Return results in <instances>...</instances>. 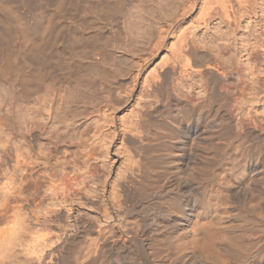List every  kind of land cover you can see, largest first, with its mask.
Listing matches in <instances>:
<instances>
[{
	"label": "rangeland",
	"instance_id": "1",
	"mask_svg": "<svg viewBox=\"0 0 264 264\" xmlns=\"http://www.w3.org/2000/svg\"><path fill=\"white\" fill-rule=\"evenodd\" d=\"M2 1L6 4L0 9L5 11H1L3 18L7 16L11 21L0 23V64L13 70L9 68L10 73L8 69L11 75L7 73V78L0 77V111L12 106V92L19 84L16 81L20 76L27 77L30 87L21 100H29L30 124L39 142L35 149L48 152L55 146L57 151L49 156L54 166L50 165L47 172L43 168L46 170L41 172V182L34 185L35 191L32 189L36 192L35 207L39 206L35 209L40 214L38 225H42H34L37 219H31V227L28 220L16 219L19 222L15 220V230L6 233L12 237L7 238L11 244L0 249V264H73L80 260L81 248L87 250L90 246L97 229L103 228L107 236L124 220L126 216L119 210L126 192V204L139 206L142 223L139 216H129L128 230L120 225L123 237L115 247L105 248L93 264H170L175 252L165 255L160 243L152 239L177 216L174 209H168L172 194L181 198L188 210L201 202L209 221L222 222L236 234L246 233L247 216L264 221V0H247L243 6L233 0L237 18L232 19L216 8L201 15L200 1L184 18L177 10L182 0ZM170 21L174 29L182 27L195 39L200 53L192 61L196 64L206 55L216 64L214 71L187 72L170 38L161 48H151V38L160 24ZM7 23L13 33L8 34V28L3 27ZM173 60L178 62L174 73L170 72ZM115 84L126 89L128 96L117 108L119 111L112 112L109 94ZM129 109L137 111L134 114ZM139 110L148 113L145 130L162 134L155 137L149 156L164 154L172 162V157L181 158L188 152L190 162L187 167L179 161L185 172L177 173L173 168L156 177L148 192L132 188L126 177L133 169L134 175H140L135 159L129 156L128 144L120 137L114 146L109 141L113 129L108 122L115 118V124H119L121 114L127 116L121 122L127 121L128 134L139 137L144 128H137L135 120L131 121ZM110 111L113 115L109 117ZM15 112L17 123L26 120L21 112ZM174 117L177 120L171 122ZM161 127L167 134L173 130L170 136ZM10 138L14 144H6L5 134L0 133V143L5 141L0 144V187L6 186L8 176H13V182L0 189V196L19 181V171L14 170L16 150L12 149L18 142ZM167 146L172 150L170 154L174 152L169 157L165 155H169ZM243 161L245 166L257 168L258 181L251 191L238 186L239 176L229 175ZM192 165L195 167L187 175ZM65 171L70 172L65 177L67 182ZM2 208L0 212L5 213ZM110 210L114 217H110ZM40 219L47 221L42 223ZM20 222L30 227L26 228L29 233L25 232L26 226L18 227ZM141 227L145 234L136 237ZM253 232L255 237L248 246L252 254L244 264L264 253V232ZM25 236L31 244L23 241ZM151 242L155 244L153 256ZM25 243L30 249H24Z\"/></svg>",
	"mask_w": 264,
	"mask_h": 264
},
{
	"label": "bare ground",
	"instance_id": "2",
	"mask_svg": "<svg viewBox=\"0 0 264 264\" xmlns=\"http://www.w3.org/2000/svg\"><path fill=\"white\" fill-rule=\"evenodd\" d=\"M198 1H200L201 5H202L201 15H203V16L206 14H209L211 12L210 10H212V9L215 10V8H216L217 10L220 9L219 11H222L224 16L228 19L237 18V16H236L237 10H235L236 8L234 7L235 4L233 3L234 2L233 0H182V2L178 6L179 8L177 9V10H179L180 16L183 18L186 17V15L191 10H193L194 6L196 5L195 3ZM236 1L239 4L240 3L241 4L247 3V0H236ZM5 5H4V1L0 0V9H5ZM243 5L244 4H242V6ZM1 11L3 12V14H5L4 13L5 11H3V10H1ZM1 11H0V23L6 24V22H7V21L5 22L6 19H8V21L10 22L11 20H9V18H7V16H6V18L5 17L3 18L4 15L1 13ZM208 11H209V13H208ZM203 16H201V17H203ZM8 23H7V26H4L5 24L3 25V27L8 28L6 30L7 32L13 28L12 26L10 27V25H9L10 23L9 24ZM160 25H159L160 26L159 28L157 27L158 30H157L156 34H154V36L151 38L152 39L151 48H153V49L161 48L162 46L165 45L168 38H170L171 39L170 44L172 45L176 54H179L180 57L183 58V62H184L183 67L186 71L188 69H190V73H192L194 71L205 72V71H214L216 69V64L213 61H211L210 58L206 55L203 57H199L196 64H195V60H194V62L192 61V58L194 56H197L200 53V51L196 46L195 39L191 38L190 35H187L183 31L182 27L174 29L173 28V21L172 22L170 21L169 23H167V25L166 24H163V25L160 24ZM4 29H6V28H4ZM11 32L13 33V31H10L8 34H10ZM151 42H150V45H151ZM24 44H26V43H24ZM72 46L73 45H71V47ZM23 47H26V46H23ZM73 49H75V48H73ZM17 51H16V53H17ZM13 54H15V53H13ZM6 61H7V59H6ZM7 62L9 63V61H7ZM1 63H2V61H1ZM9 65L7 67H9ZM177 65H178L177 60L172 62L170 72L174 73ZM9 68H11V67H9ZM180 68H181V66L179 67V69ZM8 69L5 68V64H3V65L0 64V77L3 76V78H4V76L7 75V73L9 72ZM11 69L13 70V68H11ZM10 73H11V70H10ZM10 73H8V75H11ZM26 74H27V71H26ZM8 75L5 77L7 78ZM16 75H17V73H16ZM23 75H25V74H23ZM17 78H19V77H17ZM153 78H154V76H153ZM156 79H159V78H156ZM19 80L21 83L19 82ZM19 80L16 82H18L20 85L16 84L17 86L14 87L13 92H12L13 94L11 96L13 98V102L11 103L13 108H12V106H7V108H5L6 111H4L3 113H1V111H0V133L5 134V136H6V139H5L6 142L5 141L4 142L6 144L7 143H13L10 141L11 136H12V138H14L13 140L16 139L18 142V145L16 144L17 146L15 148H12V149L16 150L15 155H17V157H16L17 165L14 166V170L19 171L18 172L19 174L15 171L17 173V176L19 175V177L17 179V181L19 180L18 183L12 185L9 189H7L5 194L2 195L3 197L0 196V197H2V199L0 201V207H3L1 211L5 212V213L0 212L1 213L0 224H2V226H3V224H5V226H3V227L0 225V227H1L0 228V240H1V238H5L4 241L6 240L5 243L1 241L2 245L0 246V249L5 244L6 245L11 244L12 241L10 240V242H9L7 239L10 236L9 237H7V236L11 233L9 231H12L14 229L13 228V226L15 227L14 223L19 222L22 219H25V220H28L29 223H27V224L29 225L31 219H33L34 221H35V219H37L36 220L37 223H35L34 225H38V223H39L38 217L40 216V214L35 213V209L39 210L38 209L39 206L35 207L37 204L35 201L36 200V196H35L36 192H34L35 190L33 187H34V185H39L38 182H41L40 176H41V174L44 175L43 174L44 170H46L50 165L55 164L54 163L55 161H52L53 163L51 164V161H50L51 159H49V158H52V157H49V156L53 155V153H55L57 151V148H55V146H54V148H51V150H49L48 152H44V151L41 152V151H37V149H35V147H36L35 143L38 141L37 140L38 138H36L37 136L33 130V127L30 124L31 118L29 117V114H30L29 100L28 99H26L25 101L21 100L23 92L30 87L29 86L30 81L25 76H20ZM161 82L162 81H160V83ZM124 90H126V89H124ZM124 90L121 87L116 86V84H115V86L110 87V94H109L110 100H109V98H108V100L110 101L109 106H110V109L112 110V112L117 110V108H119V106H123V104L127 101L128 95H126V93H125L126 91H124ZM28 93H29V91H28ZM104 110H105V108H104ZM109 110L107 108V111H109ZM15 111H17V114L19 112H21L20 115H22V117L26 116L27 117L26 120L24 119L25 120L24 122L20 120L17 123V120H16L17 118L15 119V113H16ZM107 111H106V113H108ZM117 111H119V110H117ZM130 111H127V112H130ZM136 111L137 110H135V111L132 110L131 112H133L135 114ZM106 113H105V115H107ZM109 113H110V115L108 114L109 117L113 115V114L111 115V111ZM130 113H128V114H130ZM139 113L141 114V111ZM139 113L136 116L134 115L133 119L130 116V119H132L131 121L135 120L134 122H136L137 128H144L143 129L144 131L143 130L140 131V129L138 130V132L140 131L139 132L140 135L138 133L139 137L136 134H135L136 137L132 133H131L132 135L128 134V127L126 126L127 121H126V123L121 122L127 116H125L123 118V115L121 114L118 117L120 120L119 124H115L116 121L114 120L115 119L114 117H113L114 119H111L112 117L110 118L111 121L108 120L109 121L108 124H110L109 127H111L113 129V136H112V138H110L109 141H110V146H112V145L114 146L116 140L120 137L121 141H123L124 144H126V143L128 144V148H129V152H130L129 156L132 157L133 159H135L136 163L135 162L134 163L139 166V169L137 168L138 166L137 167L134 166L135 164L133 165V167L137 168L139 170L140 175L139 176L134 175L136 172H134V169L131 170V168H130L131 165H130L126 170L128 172V169L130 168L129 170H131L132 172L131 173L129 172L130 174L128 176L126 175V177H127V179L130 180L129 184H130V182L132 183V185L130 184V186H132V188L139 189V190L144 191V192H148V190L151 188V186H153V184L155 183L156 177H159V176L165 174L166 172H169L170 169H173V168L176 169L177 173H181L184 170L180 169L181 165H180L179 161L183 162L184 165L187 167L190 165L189 164L190 162L188 159V152H184V155L181 158L172 157V162L170 161V158H171L170 157L169 161L172 164H170V162L167 161V159H165V157L163 156L164 154L160 157H158L159 155L158 156L154 155L153 157H150L149 154L147 153V152H149V148L151 147L153 141L157 138L156 136H160V134H161L160 132L162 130H165V129H163L161 127L160 129H162V130L159 132L160 134H158V135L155 133H152L151 131H149L147 129L145 130L144 126H145V123L147 122V114L148 113L147 112L145 114L142 113L141 115ZM125 115H127L126 112H125ZM171 119H172V117H171ZM176 120H177V118L174 117L173 120H170V121L175 122ZM124 121H125V119H124ZM23 124H25V125H23ZM106 125H107V123H106ZM127 125H128V123H127ZM170 125H171V123H170ZM104 127H105V125H104ZM87 129H89V128H87ZM87 129H85V130H87ZM129 129H130V125H129ZM165 131L167 134V130H165ZM171 131H173V130H171ZM171 131H169V133ZM142 133H143V135H142ZM162 133H165V132L162 131ZM168 134L166 136H170ZM9 135H10V137H9ZM108 137H110V136H108ZM7 139H9L10 142L9 141L7 142ZM106 140H107V138H106ZM109 141L107 143H109ZM192 141L195 142L194 139H192ZM4 142L2 141L0 144H2ZM17 142H15V143H17ZM37 143H39V142H37ZM13 144H11V145H13ZM39 145L40 144H38V146ZM153 145H154V143H153ZM173 147H172V149H173ZM60 148H61V146H60ZM66 150L67 149H65V151ZM68 150H69V148H68ZM171 151H172L171 148H169L168 149L169 155H167V154H165V155L169 157L172 153H174V152H172L170 154ZM155 156H157V157H155ZM114 157L112 156L111 159H113ZM69 159H70V157H69ZM113 161H115V160H113ZM221 163H223V162L221 161ZM224 165H222V166H224ZM52 166H54V165H52ZM194 167H195L194 165L190 166L186 170V172L189 173L190 172L189 170L194 168ZM43 168H46V169L43 170ZM66 169L67 168H65V170ZM137 169L135 171H138ZM256 169H257L256 167H253L251 165H249L248 167L245 166L244 161H243V163H241L239 166H237V168L234 170V173L229 174V175H230V177H233V174H234V176H236V175L239 176L240 182L238 183V186L242 187L243 190L251 191L254 188L252 185L258 181V178H257L258 173L256 172ZM41 170H43V171H41ZM47 171H48V169L46 170V172ZM15 172L13 174H15ZM41 172H43V173H41ZM68 172L65 171V173L63 174L64 178L66 176H68L67 175ZM127 172H126V174H127ZM207 173H208V171H207ZM49 175L52 176L51 173ZM187 175H191V174L189 173ZM63 176H61V178ZM70 176H71V174H70ZM136 177L137 178L141 177V179L137 180ZM64 178H62V179H64ZM68 178H71V177H68ZM7 179H8V181L5 182L6 186H2V187H0V189L6 188L7 186H9V184H11V182H13V176H8ZM66 180H67V178H65V181ZM32 189L34 191H32ZM216 193H218V192H216ZM172 195L168 199V201H169L168 209H174L177 216H176L174 222L169 223L167 228L160 230L158 232V234L156 235V237L152 239L153 242L156 240L155 242L160 243L159 245H160L161 250L163 252H166L165 255H169L168 253H170L172 251H173V253L175 252L176 257L173 258L172 260H169L170 264H176L177 261H179V260L182 261L180 264H227V263L228 264H230V263L231 264H244V261L249 256V254H252L249 252L248 246H249V243H251V241L254 239L255 236H253V234H251V233H254L253 232L254 229L257 230L259 233H263L264 232V221H261L258 218H253V217L247 216L245 218L246 221L244 222L245 227L247 229L246 233L242 232V233L236 234V233L232 232L230 229L229 230L226 229L227 228L226 225L223 227L222 222L209 221L206 218L205 210L202 209L201 202L199 203V205L195 206L191 210H188L187 205L182 204L181 198L178 199ZM128 197H129L128 192L124 193L123 196L121 197L122 198L121 200H124V202H123L124 205H122V204L120 205L119 212H122L126 216L124 218V220L120 221L117 225L114 224L115 227L113 230L110 231V233H109L110 235L106 236V233L104 232L105 230L103 228L97 229V232H95V235H93V237H91L92 238L91 241H90V239L88 240V242L90 241L89 242L90 244L88 243L90 246L87 248V250L85 247L81 248L80 255L78 256L80 258V260H76L73 264H83V263L85 264L87 262L89 264H93L96 262L95 260H96V258H98L97 256L100 255L105 248H107L109 246L115 247L116 243H118V241H120V239L123 237V234H124L123 230H128V228H129L130 224H129V222H127V220H129V218H130L129 216H135L136 215L137 218L139 216L138 215L139 208H137L138 205L134 204V205L130 206V205L126 204ZM181 197L183 198V193H182ZM206 203L208 204L207 209L209 211L212 210V206L210 204L209 199L206 200ZM36 212H39V211H36ZM38 214H39V216H38ZM111 214H112V212L110 210V217H111ZM112 216L114 217L113 214H112ZM45 217H43V218H45ZM50 218H51V216H50ZM16 219H18L19 221H17ZM138 219L142 223L143 216H139ZM15 220H16V222H15ZM25 220H23L22 222H24ZM40 220H41L40 222H42V223H44L43 221H45L44 219H40ZM22 222H20L22 226L20 225V223L18 226L20 229H21V227L23 228V226L27 225V224L26 225L23 224ZM31 223L33 224V222H31ZM40 225H42V224H39L38 226H40ZM120 225L123 227V230L120 228ZM29 226L28 227L26 226L25 229L30 228L32 225L30 227ZM37 228H35V229L37 230ZM32 229H30V232ZM28 230L26 229L25 232L27 231V233H29ZM139 230L137 229V231H139L138 233L135 232L136 237H141L145 234V231H144V229H142V227ZM33 231H34V229H33ZM37 231H39V230H37ZM8 232H9V234H8ZM31 233H30V237L33 236L34 232H31ZM137 234H138V236H137ZM79 235H81V232L79 233ZM27 238H29V237H27ZM27 238L25 236L23 238V241L28 240ZM31 238H33V237H31ZM9 239H12V237ZM131 240L132 239H129V241H130L129 243L132 242ZM25 242L27 243V241H25ZM29 243L30 242L28 241L27 244H29ZM125 243H126L125 244L126 247L129 248L130 245L127 244L128 241ZM21 244H22V242H21ZM151 245L153 246L152 242H151ZM27 247L29 248V245H27L24 249H28ZM150 249H151L150 255L153 256L154 251H155V244ZM178 252L180 254H178ZM259 254L260 255H258V256L255 255L256 260L253 257L254 260L250 261L247 264H255L257 261L259 263H264V253L263 254L259 253Z\"/></svg>",
	"mask_w": 264,
	"mask_h": 264
}]
</instances>
